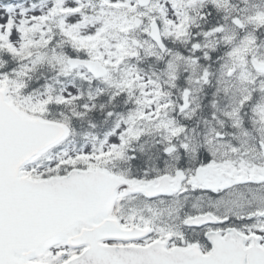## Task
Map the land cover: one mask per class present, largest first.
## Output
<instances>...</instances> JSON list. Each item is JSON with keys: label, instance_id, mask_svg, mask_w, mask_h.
I'll list each match as a JSON object with an SVG mask.
<instances>
[{"label": "snow or ice", "instance_id": "obj_1", "mask_svg": "<svg viewBox=\"0 0 264 264\" xmlns=\"http://www.w3.org/2000/svg\"><path fill=\"white\" fill-rule=\"evenodd\" d=\"M0 264H264V0H0Z\"/></svg>", "mask_w": 264, "mask_h": 264}]
</instances>
